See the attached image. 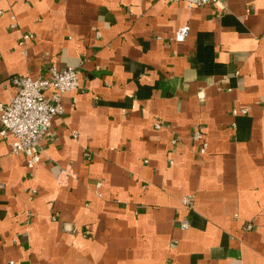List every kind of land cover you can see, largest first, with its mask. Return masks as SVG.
I'll return each mask as SVG.
<instances>
[{
  "label": "crops",
  "instance_id": "obj_1",
  "mask_svg": "<svg viewBox=\"0 0 264 264\" xmlns=\"http://www.w3.org/2000/svg\"><path fill=\"white\" fill-rule=\"evenodd\" d=\"M223 1L0 0V102L80 72L40 161L0 134V264H264V0Z\"/></svg>",
  "mask_w": 264,
  "mask_h": 264
},
{
  "label": "built area",
  "instance_id": "obj_2",
  "mask_svg": "<svg viewBox=\"0 0 264 264\" xmlns=\"http://www.w3.org/2000/svg\"><path fill=\"white\" fill-rule=\"evenodd\" d=\"M190 8L212 4L224 8L223 0H185ZM189 25L181 26L175 33L177 41H184L189 34ZM30 37L25 33L23 41ZM50 74L46 77L32 78L24 75H13L11 82L16 87L15 94L7 102H0V134L13 135L11 151L23 153L31 163L41 159L43 150L42 139L50 131L53 118L64 112L62 97L64 93L73 91L80 86V72L78 67L69 65L49 68ZM52 89L50 97L45 92ZM238 112L237 108L233 109ZM157 126L161 123L157 122ZM193 138L200 141L198 154L206 152L208 143L203 139V132L199 127L193 130ZM178 138H173L172 143H178ZM89 157V156H88ZM90 158V157H89ZM100 185V183H99ZM4 184L0 181V188ZM192 194L185 195L182 203L189 209L192 208ZM183 229L189 228L187 217L180 220ZM251 227V226H249Z\"/></svg>",
  "mask_w": 264,
  "mask_h": 264
}]
</instances>
